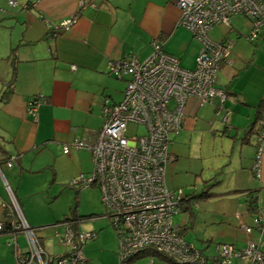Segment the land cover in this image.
<instances>
[{
	"label": "crops",
	"instance_id": "crops-1",
	"mask_svg": "<svg viewBox=\"0 0 264 264\" xmlns=\"http://www.w3.org/2000/svg\"><path fill=\"white\" fill-rule=\"evenodd\" d=\"M10 1L16 5H9ZM72 16L77 21L67 30L54 29ZM179 20L180 12L172 0H0V159H14L10 169L0 165V222L13 212L21 214L50 259L68 251L58 238L63 228H56V235L64 254L56 255L47 245L46 226L37 225L27 214V195L23 193L27 187L23 182L30 175L50 170L52 185L56 184L58 172L53 167L61 163L77 164V173L85 177L91 174L90 152L70 146L75 140L91 145L102 124L103 106L117 104L123 98L125 79L108 74L110 62L132 56L143 61L151 55L152 43L157 42L163 52L179 60L182 69L193 70L201 44L178 26ZM222 27L228 34L216 41L218 34L211 30L210 41L232 37L233 27ZM237 57L231 61L228 58L230 64L223 63L218 72L217 85L228 94L222 109L217 100L202 105L188 101L182 128L172 137L169 150L175 160L166 171L171 174L186 169L184 173L192 177L185 192H194V197L185 193L187 200L181 210L188 212L190 220V224L186 221L179 226L184 239L185 232L193 229L192 220L208 216L206 221L201 219L205 230L214 228L219 237L230 242L221 246L234 250H239L236 244L240 240L259 239L257 232L247 235L242 229L253 226V219L259 216L255 206L264 215V149L261 180L252 172L264 92L244 96L232 93L229 84L237 76L233 69ZM188 61L192 68L189 65L190 69H185ZM36 97L44 98V103L34 118L28 114L27 104ZM200 122L206 126L199 127ZM199 134L200 161L193 159L195 168L180 170L176 142L187 139L191 147L193 136ZM66 146L70 147L68 154L63 153ZM206 157L210 162H204L209 159ZM73 177L71 174L64 181L70 187ZM171 180L170 189H179L176 176L175 188ZM214 202L216 207L212 208ZM2 204L7 205L5 210ZM73 224L79 227V222ZM240 233L242 238L238 237ZM201 235L204 239L206 232ZM28 239L26 232L15 234L14 239L7 230L0 232V264H18L17 253L26 255ZM187 242L196 249L194 243ZM215 249L217 255L218 246Z\"/></svg>",
	"mask_w": 264,
	"mask_h": 264
},
{
	"label": "built area",
	"instance_id": "built-area-1",
	"mask_svg": "<svg viewBox=\"0 0 264 264\" xmlns=\"http://www.w3.org/2000/svg\"><path fill=\"white\" fill-rule=\"evenodd\" d=\"M172 1L180 12L178 26L188 30L201 44L193 70L182 69L179 60L163 52L157 42L152 43V53L143 61L132 56L110 62L108 74L118 80L125 79L123 98L117 104L103 106L102 124L91 145L75 140L70 146L87 149L93 164L91 174L80 175L71 186L77 190L91 186L99 189L105 217L118 238L120 263L145 249H152L174 264H232L236 259L246 264H264V252L260 250L264 215L261 216L259 206H255L259 216L253 219V227L242 228L247 235L255 230L259 234L257 243L248 242L243 251L218 246L217 255L207 259L185 241L181 227L173 226L172 218L181 213L187 198L182 190H171L166 185V169L175 160L169 146L172 137L182 128L188 101L208 104L217 100L222 109L228 100L226 91L217 85V76L223 63L230 64L228 58L234 43L229 38L212 42L209 32L215 26L230 28V19L241 15L251 22L245 39L254 43L264 38V0ZM9 5L16 4L10 1ZM76 21V16H72L54 29L67 30ZM71 69L75 70V66ZM43 103L42 97L31 99L27 104L28 114L36 118ZM130 126L141 127L144 132L128 137ZM258 126L252 172L260 179L264 100ZM70 147H64L63 153L68 154ZM13 163L14 159L10 158L4 165L10 169ZM6 208L7 205L2 204L1 209ZM20 216L13 212L7 215L5 222H0V232L7 230L13 239L20 232L28 234L27 253H17L18 264H87L82 247L96 239L95 233H84L78 226L74 228L73 223L62 224L58 238L68 251L64 256L50 259ZM5 224L7 229H4ZM152 259L149 264H154Z\"/></svg>",
	"mask_w": 264,
	"mask_h": 264
},
{
	"label": "rangeland",
	"instance_id": "rangeland-1",
	"mask_svg": "<svg viewBox=\"0 0 264 264\" xmlns=\"http://www.w3.org/2000/svg\"><path fill=\"white\" fill-rule=\"evenodd\" d=\"M230 25L234 30L231 31L232 37L228 36V38H231L234 45L229 60H234L236 56L239 58L236 59L237 61L233 65V69L235 70V73H237V76L234 77L229 84L232 93L244 96L249 95L251 92L254 93V91L264 92V38L254 42L255 44L246 40L245 36L250 33L251 22L241 15L233 16L230 19ZM235 31L240 33L242 37L239 38ZM212 34H218V37L216 38V41H218L221 39L220 37L228 34V30L222 26H215L214 29H212ZM211 37L213 36L211 35ZM189 65L190 68H192L191 61L185 63V69H190L188 68ZM205 121H207L206 118ZM200 125L199 127L206 126V124L202 122H200ZM202 131L204 133V130ZM143 132L144 129L141 127L130 126L128 128L127 136L131 137L142 134ZM200 134L193 136V146L191 145V147L187 145V139L185 141L180 139V142H176V148L180 153L178 159V167H180V170L186 166L195 168L193 159H198L200 161L201 157L197 150V148H200ZM171 146L173 145L171 144L169 146V150ZM205 146L206 144L203 142L202 148L205 149ZM206 158L209 159H205L204 162H210L211 158ZM53 169L54 171L57 169L58 172V182L54 185H52L53 176L50 170H47L40 175H30L27 177V182H23L27 187V192H23L27 195V214L29 217H34L36 223H38L37 225L46 226L43 230H45V236L47 235L49 237V239L46 238L49 249L51 251H56V255L60 254V252L61 255L64 254L63 248L58 244V238L56 235L58 231L56 228L60 231V226L62 224H58L59 222H63L65 218L72 219L75 217L77 218V222H79V228L84 233L96 234V239L94 241H88L82 247V253L88 261L87 263L120 264L118 257L120 251L118 238L110 221L105 217L104 206L100 199L99 189L96 186H91L78 193L76 189L70 187L68 183L66 184L64 182L71 174L75 177H73V180H77L81 175V172L77 173V164L75 163L57 164ZM167 170L168 169H166V171ZM185 170H183V172L173 171L171 174L167 172L166 183L170 189L171 186L169 182L171 180L170 178H172V185L173 188H175L176 184H173V182L175 181L174 176H176L179 181L178 183L180 184V186L177 185L176 187L182 190L184 196L185 193L193 196L194 192H185L188 191L186 185L190 186V180L192 178L189 174L184 173ZM259 195L262 196L260 193ZM199 206L200 203L197 205L196 211L199 209ZM215 207L216 202L212 204V208ZM207 217L208 216H200L196 222L192 220L193 229L185 232V238L187 241L194 243V247L201 251L204 254V257L210 258L216 255V246L224 244L229 245L230 242L227 239L219 237L214 228L208 227L205 230L204 224L202 225L201 223V219L206 221ZM186 221L190 224L188 212L176 214L172 218L173 226L179 227L183 225L182 223L185 224ZM49 225H51V227ZM53 225L56 226L54 227ZM237 226L239 227L238 223ZM205 232L206 236L203 239L201 234H204ZM252 232L256 233L255 230H252ZM243 236V233L238 235V237L241 238ZM262 238L263 241L260 245V250L264 251V234ZM240 241L241 242L236 244V247L239 250L235 251H243L246 249L248 242L257 243V240L251 241L245 239V241ZM22 246L24 248V244ZM150 262L151 258H143L135 261L133 264H149ZM152 262L154 264H169L159 258L152 259ZM232 263L242 264L239 259L234 260ZM247 264H250V262H247Z\"/></svg>",
	"mask_w": 264,
	"mask_h": 264
},
{
	"label": "trees",
	"instance_id": "trees-1",
	"mask_svg": "<svg viewBox=\"0 0 264 264\" xmlns=\"http://www.w3.org/2000/svg\"><path fill=\"white\" fill-rule=\"evenodd\" d=\"M255 44V43H254ZM7 160H2V159H0V165L1 164H5V162H6ZM73 219V218H72ZM72 219H68V218H65V220L62 222V224H69V223H74V222H76V223H78L77 222V220H76V218L74 217V219L72 220ZM5 222V221H4ZM76 224H74L73 225V227L74 228H76V226H75ZM262 252H264V251H262ZM159 258L160 260H163V261H166V262H168L169 264H174V263H171L168 259H166V258H164V257H162L161 255H159V254H156L155 252H154V250H152V249H145L144 251H142V252H140V253H138L137 255H135L134 257H130L126 262H121L120 264H132V263H134L135 261H137V260H139V259H143V258ZM207 259H209V258H207Z\"/></svg>",
	"mask_w": 264,
	"mask_h": 264
}]
</instances>
